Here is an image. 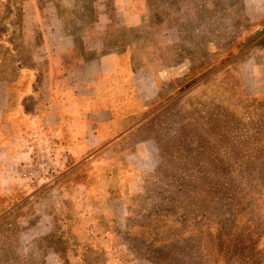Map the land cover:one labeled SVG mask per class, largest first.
<instances>
[{
  "label": "rangeland",
  "instance_id": "374dc122",
  "mask_svg": "<svg viewBox=\"0 0 264 264\" xmlns=\"http://www.w3.org/2000/svg\"><path fill=\"white\" fill-rule=\"evenodd\" d=\"M34 71L114 106L83 155ZM1 80L0 264H264V0H0Z\"/></svg>",
  "mask_w": 264,
  "mask_h": 264
},
{
  "label": "crops",
  "instance_id": "0c3cea01",
  "mask_svg": "<svg viewBox=\"0 0 264 264\" xmlns=\"http://www.w3.org/2000/svg\"><path fill=\"white\" fill-rule=\"evenodd\" d=\"M108 56L109 59L118 57L112 54ZM32 74L29 75V83L27 84V87L31 90L27 95L29 97L31 95L35 99V108L33 112H30L27 119L23 118L22 120L24 121L25 119L29 122L33 134L38 135L40 131L50 130L55 136L65 138L69 151L73 156L76 155L74 154V148L79 150L80 156L92 149L96 143L91 133L93 125L112 121L109 108L104 107L86 116L85 113L86 111L88 112L89 106L84 105V94L80 91L82 87L80 83L83 81L76 80L69 87L66 77L53 79L50 86L51 91L47 90L44 94V99H40L41 86H37V74H35V71ZM14 86L15 81H0V119L4 117L9 106V90L14 88ZM91 100L94 101L95 99ZM20 110L18 108V111ZM3 129H5L4 126L1 130L2 134Z\"/></svg>",
  "mask_w": 264,
  "mask_h": 264
},
{
  "label": "trees",
  "instance_id": "16d2710c",
  "mask_svg": "<svg viewBox=\"0 0 264 264\" xmlns=\"http://www.w3.org/2000/svg\"><path fill=\"white\" fill-rule=\"evenodd\" d=\"M64 25H65V26H64L63 29H64V31H65L67 34H70V35H71L72 33H75V34H76L77 31H76V32H75V31H72V30L70 29L71 27H67L66 24H64ZM84 27H86V26H84ZM84 27L82 28L83 31L85 30ZM86 31H87V32H90V27H87V28H86ZM86 31H85V32H86ZM78 33H79V32H78ZM82 38H83V34H80V37H78V39L81 40ZM132 98H134V99L137 100V96L135 95V93H133ZM113 107H114V106H109V105H108V108H109V110H110L111 115H114V112L116 111V110L113 109Z\"/></svg>",
  "mask_w": 264,
  "mask_h": 264
}]
</instances>
